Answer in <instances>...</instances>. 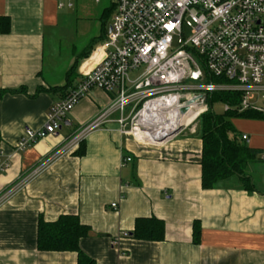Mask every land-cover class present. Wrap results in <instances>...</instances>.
Listing matches in <instances>:
<instances>
[{
    "label": "crops",
    "instance_id": "obj_1",
    "mask_svg": "<svg viewBox=\"0 0 264 264\" xmlns=\"http://www.w3.org/2000/svg\"><path fill=\"white\" fill-rule=\"evenodd\" d=\"M64 7H72L70 0H0V149L10 156L0 174V264H78L76 251L36 245L38 219L54 221L62 214L75 215L89 227L79 247L94 264H264L263 118H231L238 140L260 151V160L248 161L245 168L249 190L236 175L211 188L201 186L197 120L193 132L148 146L119 132L115 112L68 145L112 100V93L95 87L55 134L15 151L24 130L40 129L50 106L62 97L50 87L63 85L67 70L64 80L46 76L53 60L46 58L45 39ZM112 13L104 34L84 51L87 60L92 58L88 70L98 60ZM84 52L78 56L75 83L85 72ZM252 101L263 105L258 96ZM141 216L164 221L163 240L130 235ZM194 221L200 226L198 243L192 240Z\"/></svg>",
    "mask_w": 264,
    "mask_h": 264
},
{
    "label": "built area",
    "instance_id": "obj_2",
    "mask_svg": "<svg viewBox=\"0 0 264 264\" xmlns=\"http://www.w3.org/2000/svg\"><path fill=\"white\" fill-rule=\"evenodd\" d=\"M112 2L98 60L50 106L40 129L24 130L15 151L55 134L68 112L94 87L112 93V100L70 138V146L107 123L115 112L121 134L148 146L164 144L184 130H195L212 91L240 93L239 102L223 104L224 110L264 112V0ZM209 76L221 80L210 81ZM196 96L198 100L182 113L185 101ZM256 96L263 105L252 101ZM191 112L193 118L183 122ZM9 158L0 149V174L9 167Z\"/></svg>",
    "mask_w": 264,
    "mask_h": 264
},
{
    "label": "trees",
    "instance_id": "obj_3",
    "mask_svg": "<svg viewBox=\"0 0 264 264\" xmlns=\"http://www.w3.org/2000/svg\"><path fill=\"white\" fill-rule=\"evenodd\" d=\"M114 4L102 11V28L113 12ZM4 19V18H3ZM6 20V19H4ZM104 37L101 36L100 40ZM96 39L93 40V44ZM92 46V44L90 45ZM86 51L82 56H86ZM77 57L65 74V82L60 86L50 87L53 91H60L63 97L70 88L75 86L78 73ZM208 80L218 82L221 79L209 76ZM3 91H0V95ZM240 100V93L236 91H212L207 93V109L197 118L198 133L202 140V152L200 159L201 186L211 188L217 182L227 179L233 175L238 176L243 182L246 190L252 188L249 176L245 168L250 160H260L259 150L249 148L237 138V133L231 122V118H263L261 112L246 109L237 111L226 109L223 113H216L213 110L214 103L233 106ZM81 153V150L79 151ZM164 221L154 216L137 217L134 221L130 235L138 240L161 241L164 238ZM89 227L82 224L78 217L72 214H62L54 221H44L41 217L37 224L36 245L39 250L51 251H76L78 264H94L93 260L85 255L79 247L80 238L88 234ZM193 243L199 242L200 226L197 221L192 227Z\"/></svg>",
    "mask_w": 264,
    "mask_h": 264
},
{
    "label": "rangeland",
    "instance_id": "obj_4",
    "mask_svg": "<svg viewBox=\"0 0 264 264\" xmlns=\"http://www.w3.org/2000/svg\"><path fill=\"white\" fill-rule=\"evenodd\" d=\"M70 2L72 7L63 8V17L57 27L46 33L45 55L50 61L53 60V65L50 64L45 73L47 77L55 81L64 80V72L71 67L75 59L89 47L94 39L104 34L106 30H102L101 14L111 4V0H101L99 3L93 0H70ZM187 36L188 31L185 33V37ZM84 57L87 60V56ZM91 59L85 60L82 71L88 70ZM128 108L129 106L126 109ZM213 110L216 113H223V104L214 103Z\"/></svg>",
    "mask_w": 264,
    "mask_h": 264
},
{
    "label": "water",
    "instance_id": "obj_5",
    "mask_svg": "<svg viewBox=\"0 0 264 264\" xmlns=\"http://www.w3.org/2000/svg\"><path fill=\"white\" fill-rule=\"evenodd\" d=\"M197 100H198V97L196 96V97L192 98L191 100L185 101L184 106H182V108H181V112L182 113L186 112L188 109V106L195 103Z\"/></svg>",
    "mask_w": 264,
    "mask_h": 264
},
{
    "label": "bare ground",
    "instance_id": "obj_6",
    "mask_svg": "<svg viewBox=\"0 0 264 264\" xmlns=\"http://www.w3.org/2000/svg\"><path fill=\"white\" fill-rule=\"evenodd\" d=\"M194 116V112L188 113L186 116H184L183 122H188L190 121Z\"/></svg>",
    "mask_w": 264,
    "mask_h": 264
}]
</instances>
